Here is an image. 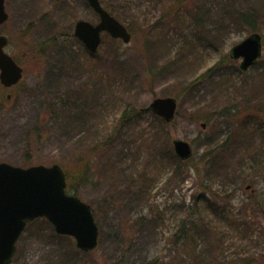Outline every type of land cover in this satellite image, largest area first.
I'll return each instance as SVG.
<instances>
[{
	"label": "rangeland",
	"instance_id": "1",
	"mask_svg": "<svg viewBox=\"0 0 264 264\" xmlns=\"http://www.w3.org/2000/svg\"><path fill=\"white\" fill-rule=\"evenodd\" d=\"M100 1L132 40L104 34L93 56L74 37L79 21L100 22L87 0H6L0 36L24 77L11 90L0 85V164L23 167L26 133L44 118L42 104L69 92L91 98L80 100L76 117L63 110L50 122L32 166L66 171L73 157L90 158L93 178L77 197L91 206L100 230L98 248L82 252L74 238L38 219L12 264H170L182 256L171 236L203 184L217 194L226 185L232 195L209 215L225 240L216 256L225 264H264V169L253 160L256 152L264 159V0ZM253 34L262 37V57L243 72L231 51ZM167 97L178 100V113L162 125L147 109ZM133 110L135 120L122 124ZM176 140L194 151L183 166Z\"/></svg>",
	"mask_w": 264,
	"mask_h": 264
},
{
	"label": "water",
	"instance_id": "2",
	"mask_svg": "<svg viewBox=\"0 0 264 264\" xmlns=\"http://www.w3.org/2000/svg\"><path fill=\"white\" fill-rule=\"evenodd\" d=\"M87 2L98 14L100 22L93 25L79 21L74 36L91 55L98 53L103 34L124 44L131 43V33L103 8L100 0ZM8 19L5 0H0V25ZM8 44L9 39L0 36V83L10 89L22 81L24 70L5 52ZM262 51V37L253 34L232 49L231 57L242 60L241 70L248 71L262 57ZM147 110L169 124L176 119L178 100L173 97L158 98ZM173 145L181 161L193 157L190 143L176 140ZM67 185L66 172L58 164L30 168L0 164V264H12L21 236L27 226L38 219H46L58 235L74 238L77 248L82 252H92L98 248L100 231L92 208L77 196L67 194Z\"/></svg>",
	"mask_w": 264,
	"mask_h": 264
},
{
	"label": "trees",
	"instance_id": "3",
	"mask_svg": "<svg viewBox=\"0 0 264 264\" xmlns=\"http://www.w3.org/2000/svg\"><path fill=\"white\" fill-rule=\"evenodd\" d=\"M110 14L113 15L111 12ZM237 18L238 19H236V21H244L242 15H239ZM246 20H248L247 23L252 21V19L250 20V18ZM110 97H114V95H111ZM80 100L82 102H86L87 104L89 101H92L91 98L85 100L82 94L79 95L78 92H69L60 98H56L54 100L47 101L46 103L42 104L41 107L44 110V118L41 117V119L38 120L37 127H34L32 130L26 133V143L25 148L23 150V168L31 167L34 164V145L43 142L47 138V128L50 122L57 121V118L60 116L63 110H66V114H68V116L76 117V114H79L82 110ZM3 104V100L0 99V109L2 108ZM135 111L136 110H133L129 113H125L122 117L121 123L127 124L135 120V113L137 114V112ZM47 115L49 116L50 120H47ZM159 121L162 125H169L164 123V121L162 120ZM225 147V145H222L221 150H223ZM75 157L76 158L73 157L68 162L69 168L66 170V175L68 181L67 193L71 194L70 192H72L74 193V195L77 196V192L79 191V189L88 186L91 183L93 177L91 172V159L84 156ZM212 160L213 159L211 158L210 163L211 166L214 167V162H212ZM253 160L258 167H261V170L264 169V159L260 155V153L256 152V155L254 156ZM177 162L178 166L184 165V163L181 162L179 159ZM252 170L255 173L258 172V168L254 169L253 167ZM196 171L198 173V176H201L202 170H200V167H196ZM250 177H252V175ZM202 187L203 196L200 197L198 195V198L194 199L193 212L189 213V215H186L179 220L180 224L178 230L171 236V244L175 248V251H179L182 256L178 255V257L170 264H225L224 259L222 258L221 260V257L223 256H216L217 254L219 255V253L221 252L220 248L222 249V247L224 246L225 240L223 238V233L222 231L218 230L219 228H217V226H211V221H209V215H211L210 212L216 213L219 210V203H221V201L225 202L227 200H230L232 195L227 193L226 185L223 186V191H221L220 194L213 192L212 189L208 186V184H203ZM207 193L211 194L209 199L206 197L207 195H205ZM252 197L254 198L255 196L253 195ZM201 205L204 207H202ZM202 208L208 211V214L206 213V211L204 212ZM238 228L240 229V225H238ZM186 250L188 254H190L189 258L186 256ZM198 251L200 257L195 256L196 252ZM209 255L214 256L213 261L210 263L206 262L207 257ZM240 261L242 262V260ZM243 261L245 262V264H258L256 260L250 258H245V260ZM152 263L159 264V260L150 262L149 264Z\"/></svg>",
	"mask_w": 264,
	"mask_h": 264
},
{
	"label": "flooded vegetation",
	"instance_id": "4",
	"mask_svg": "<svg viewBox=\"0 0 264 264\" xmlns=\"http://www.w3.org/2000/svg\"><path fill=\"white\" fill-rule=\"evenodd\" d=\"M6 51H7V49H6ZM8 53V52H7ZM9 54V53H8ZM9 55H11V54H9ZM11 57H13L12 55H11ZM14 58V57H13ZM15 59V58H14ZM16 60V59H15Z\"/></svg>",
	"mask_w": 264,
	"mask_h": 264
}]
</instances>
